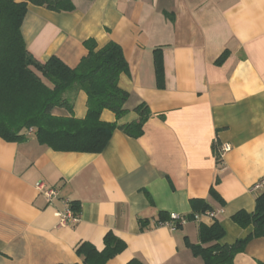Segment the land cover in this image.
Listing matches in <instances>:
<instances>
[{"label":"crops","instance_id":"obj_1","mask_svg":"<svg viewBox=\"0 0 264 264\" xmlns=\"http://www.w3.org/2000/svg\"><path fill=\"white\" fill-rule=\"evenodd\" d=\"M70 1V12L27 5L20 27L27 52L75 68L86 40L97 48L116 43L128 66L118 85L129 94L117 124L135 121L140 104L152 115L139 138L115 130L98 154L55 152L32 133L15 143L0 138V264H81L76 248L88 242L102 250L108 232L126 249L107 264H202L185 240L200 244L199 225L214 220L224 231L220 245L245 239L252 226L231 218L251 214L264 191H253L264 176V0ZM86 100L82 91L74 96L75 118H84ZM100 119L116 121L107 110ZM215 143L231 146L220 162ZM38 183L57 188L59 198L49 204ZM65 201L79 209L74 224H60ZM199 202L211 211L195 213ZM159 213L186 222L173 230L154 225ZM138 218L150 229L140 232ZM257 262L264 264V237L232 264Z\"/></svg>","mask_w":264,"mask_h":264},{"label":"trees","instance_id":"obj_2","mask_svg":"<svg viewBox=\"0 0 264 264\" xmlns=\"http://www.w3.org/2000/svg\"><path fill=\"white\" fill-rule=\"evenodd\" d=\"M28 4L52 12L74 9L70 0H0V138L6 142H21L32 130L37 143L52 151L91 154L102 152L115 130L130 138H139L152 115L145 104L135 108L138 115L135 121L117 124L128 113L125 104L129 97L118 85L119 77L128 70L120 46L108 42L97 48L96 42L89 39L84 42L87 55L75 68L68 67L57 57L39 63L27 52L20 31ZM153 60L157 86L162 88L160 49L153 51ZM79 91L87 98V110L82 119L73 115V98ZM104 110L113 113L116 121H102L100 116ZM57 111H63L64 115L56 114ZM216 146L215 143L214 155L220 162ZM210 195L218 199L212 189ZM194 202L191 201L192 206ZM199 203L201 207L195 213L201 215L211 211L206 202ZM70 208L74 214L79 213L73 203ZM192 218L194 216L188 217ZM168 219L169 215L159 213L154 225ZM231 219L240 228L252 226V233L233 244L220 245L218 242L224 231L214 220L211 226L199 225L200 244L191 245L185 240L202 264H232L251 240L264 237V191L256 197L251 214L239 211ZM137 222L140 232L150 229L149 220L138 218ZM103 244V249L97 250L88 242L81 243L75 250L81 264H107L126 249V244L111 232L105 234ZM127 264L142 263L132 259Z\"/></svg>","mask_w":264,"mask_h":264},{"label":"built area","instance_id":"obj_3","mask_svg":"<svg viewBox=\"0 0 264 264\" xmlns=\"http://www.w3.org/2000/svg\"><path fill=\"white\" fill-rule=\"evenodd\" d=\"M29 133H32V130H30ZM230 150H231L230 145L222 144L217 149V155L219 158H221L225 153H228ZM36 188L39 191V193L47 200L49 204L59 198V190L57 188L47 187L43 183L36 184ZM254 190H264V176L253 187V191ZM59 217H60V224H66L68 222L74 224L78 221V214L73 213V211L70 208V203L68 201H65V208L59 214ZM198 218L199 215L194 216V219L198 220ZM185 222H186L185 218L177 214H169V219L164 224L173 230L176 228L177 225L182 226L185 224Z\"/></svg>","mask_w":264,"mask_h":264}]
</instances>
